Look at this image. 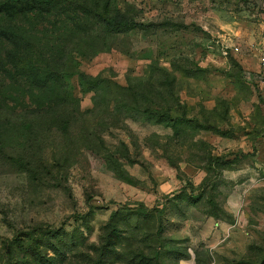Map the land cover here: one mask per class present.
I'll return each instance as SVG.
<instances>
[{"label": "rangeland", "instance_id": "1", "mask_svg": "<svg viewBox=\"0 0 264 264\" xmlns=\"http://www.w3.org/2000/svg\"><path fill=\"white\" fill-rule=\"evenodd\" d=\"M263 43L264 0H0V264H264Z\"/></svg>", "mask_w": 264, "mask_h": 264}, {"label": "built area", "instance_id": "2", "mask_svg": "<svg viewBox=\"0 0 264 264\" xmlns=\"http://www.w3.org/2000/svg\"><path fill=\"white\" fill-rule=\"evenodd\" d=\"M234 49L236 51L239 50V46L235 45ZM259 60H260V68L257 75V87L259 88L260 92L263 94L264 97V43L262 44L260 50H259Z\"/></svg>", "mask_w": 264, "mask_h": 264}, {"label": "trees", "instance_id": "3", "mask_svg": "<svg viewBox=\"0 0 264 264\" xmlns=\"http://www.w3.org/2000/svg\"><path fill=\"white\" fill-rule=\"evenodd\" d=\"M120 24H124V21H119Z\"/></svg>", "mask_w": 264, "mask_h": 264}, {"label": "crops", "instance_id": "4", "mask_svg": "<svg viewBox=\"0 0 264 264\" xmlns=\"http://www.w3.org/2000/svg\"><path fill=\"white\" fill-rule=\"evenodd\" d=\"M263 167H264V163H263Z\"/></svg>", "mask_w": 264, "mask_h": 264}]
</instances>
